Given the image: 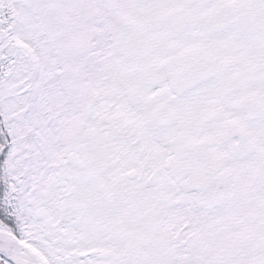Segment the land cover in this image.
<instances>
[{
    "label": "snow or ice",
    "instance_id": "6c2138e0",
    "mask_svg": "<svg viewBox=\"0 0 264 264\" xmlns=\"http://www.w3.org/2000/svg\"><path fill=\"white\" fill-rule=\"evenodd\" d=\"M0 264H264V0H0Z\"/></svg>",
    "mask_w": 264,
    "mask_h": 264
}]
</instances>
